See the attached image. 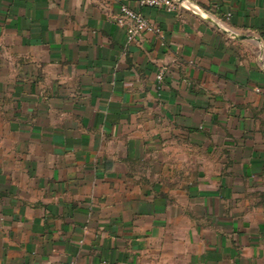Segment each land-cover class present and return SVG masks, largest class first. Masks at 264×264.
<instances>
[{
	"label": "crops",
	"instance_id": "0c3cea01",
	"mask_svg": "<svg viewBox=\"0 0 264 264\" xmlns=\"http://www.w3.org/2000/svg\"><path fill=\"white\" fill-rule=\"evenodd\" d=\"M125 2L0 0V264H264V0Z\"/></svg>",
	"mask_w": 264,
	"mask_h": 264
},
{
	"label": "built area",
	"instance_id": "2783aa9c",
	"mask_svg": "<svg viewBox=\"0 0 264 264\" xmlns=\"http://www.w3.org/2000/svg\"><path fill=\"white\" fill-rule=\"evenodd\" d=\"M185 2L186 0H137L140 7L160 9L169 13L175 12ZM227 16H230V13H227ZM113 19L122 28L128 41L139 42L145 33H152L161 42L164 40L163 29L142 12L131 8L125 0H119L118 13ZM163 75L164 69H159L156 73L159 83L163 80Z\"/></svg>",
	"mask_w": 264,
	"mask_h": 264
},
{
	"label": "rangeland",
	"instance_id": "374dc122",
	"mask_svg": "<svg viewBox=\"0 0 264 264\" xmlns=\"http://www.w3.org/2000/svg\"><path fill=\"white\" fill-rule=\"evenodd\" d=\"M140 119H146V116H140ZM138 118V120H139ZM152 120H154V116L150 117ZM148 120V117H147ZM156 121V120H155ZM133 128L130 133L133 135H138L139 134V128ZM155 128L151 127V129L147 130V135L151 136L154 134ZM143 132V131H142ZM151 148L148 150L150 154L148 153V157L146 160V165L148 168H150L152 171H158L160 174L152 175L148 177L149 179L153 180H160L164 183V185L168 187H179L182 185V182L186 180V177L184 175H187V171L182 170L183 168L186 167V159H183V161H178L175 160L174 158H166V160L163 161H158L156 160L157 153L153 154L154 151L158 152L159 148L161 147V153L162 151L166 152L168 154V157H171L172 153L179 154L178 157H180V145H175V144H170V142L162 144V145H151ZM160 151V150H159ZM212 155L211 159H207L205 161H196V163L201 164V165H206L211 169H216L219 166V163L221 162L219 159H216L214 156H217L215 153ZM184 176V177H183Z\"/></svg>",
	"mask_w": 264,
	"mask_h": 264
},
{
	"label": "trees",
	"instance_id": "16d2710c",
	"mask_svg": "<svg viewBox=\"0 0 264 264\" xmlns=\"http://www.w3.org/2000/svg\"><path fill=\"white\" fill-rule=\"evenodd\" d=\"M260 92H261V89L259 90ZM203 128H194V129H192L191 131H193V133H194V135L196 136V141L198 140L199 141V138H197V137H199V136H201V130H202ZM200 146H201V144H200ZM211 147H212V151H216V149H214V148H217L216 146H217V144L216 143H211V145H210ZM221 162H224V161H222V160H220Z\"/></svg>",
	"mask_w": 264,
	"mask_h": 264
}]
</instances>
